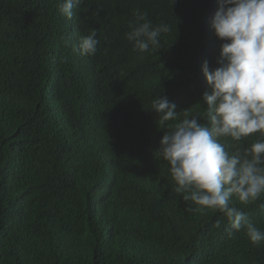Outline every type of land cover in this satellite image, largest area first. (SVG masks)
<instances>
[{
    "label": "trees",
    "instance_id": "trees-1",
    "mask_svg": "<svg viewBox=\"0 0 264 264\" xmlns=\"http://www.w3.org/2000/svg\"><path fill=\"white\" fill-rule=\"evenodd\" d=\"M57 4L58 0H0L8 35V43L0 46V98L5 110L0 109V117L4 116L0 133L5 132L0 150V264H264V242L247 252L250 240H231L227 235L231 223H226L224 214L215 217L203 211L202 217L197 216L179 195L153 194L152 184L164 179L168 165L156 154L154 139L138 148L128 140L132 132L123 130L137 122L147 123L152 100L167 92L186 91L206 110L200 102L205 92L200 65L216 60L203 59L196 68H186V41L197 47L208 37L222 45L224 41L205 25L213 20L219 0H175L174 4L172 0H81L77 4L75 9L81 7L102 20L104 38L119 45L123 53L121 80L103 85L107 65L97 63L92 69L84 68L88 82L95 79L116 101L133 88L143 94L134 105L111 108V133L96 137L88 167L67 160L50 142L59 111L71 97L68 90L74 87L61 83L58 70L51 66L50 55L66 40V24L61 14L56 15ZM136 9L146 11L153 25L171 26L160 37V49L140 53L126 39ZM80 15L77 11L66 18L75 25ZM212 40L205 41L207 47H212ZM163 65L171 69L169 76H176L173 87L167 76L160 75ZM247 139L238 142L241 149L253 143L254 138ZM33 142L37 147L27 150ZM101 152L107 158H99ZM108 160L113 168H105ZM86 192L104 196L102 204L99 199L95 203L94 213L106 209L117 221L115 234L133 231L117 253L104 255L106 242L115 235L110 222L104 225L91 215ZM236 200L234 196L232 201ZM256 208L258 224L251 221V214L245 215L264 230V199L249 206V211ZM220 232L222 249L213 242Z\"/></svg>",
    "mask_w": 264,
    "mask_h": 264
},
{
    "label": "clouds",
    "instance_id": "clouds-1",
    "mask_svg": "<svg viewBox=\"0 0 264 264\" xmlns=\"http://www.w3.org/2000/svg\"><path fill=\"white\" fill-rule=\"evenodd\" d=\"M79 3L81 0H58L57 4L56 15L61 14V21L66 24L63 29L66 40L57 53L50 55L51 66L58 70L56 76L61 83L74 84V87L68 90L71 97L59 111L50 142L67 160L88 167L96 137L111 133L108 130L114 124L111 108L115 104L134 105L143 94L133 88L116 101L100 89L95 79L88 82L85 69H92L97 63L107 65L108 73L101 76L103 85L121 80L123 53L119 45L104 38L101 19L93 18L81 7L75 9ZM77 11L81 15L75 27L76 24L69 23L68 19ZM133 15L130 30L125 34L133 50L145 53L150 48L160 49V37L170 32L171 26L165 23L153 25L148 13L140 9L134 10ZM2 17L0 46L8 43L7 31L2 25L6 19ZM205 25L224 42L221 45L217 41V44L205 37L203 43L195 47L187 38L185 67L196 68L207 58L216 60L214 64L205 60L200 65L205 88L200 102L206 104V110L197 106L186 91L176 95L167 92V95L159 94L152 100L147 123L140 125L137 122L123 130L132 132L128 140L138 148L144 146L147 139H154L156 154L168 165L164 179H157L152 184L153 194L160 192V197L175 193L197 216L202 217L203 211L215 217L224 214L228 219L226 223H231L227 232L230 239L250 240L246 251H255V247L264 242V230L251 222H259L257 208L253 213L249 211V206L264 199V0H219L213 20L208 19ZM216 36L213 37L216 39ZM207 40H212V47H207ZM204 47L209 48L207 52ZM159 70L162 79L167 76L173 87L176 76L168 75L171 69L163 65ZM0 109L4 110L3 97L0 98ZM3 117H0V124ZM136 127L140 130L132 129ZM1 132L0 150H3L5 132ZM251 137L253 143L241 149L238 142L248 141ZM37 145L33 142L26 149L32 150ZM24 150L17 151L9 160ZM75 154L77 157H73ZM101 157L107 158L102 152ZM108 167L113 168L112 162L105 168ZM86 196L91 215L104 225L110 222L111 233L115 235L106 242L104 255L117 253L133 231L115 234L113 226L117 221L113 222L111 214L106 209L94 213L97 200L101 204L104 202L101 192L99 196L86 192ZM234 196L236 201H232ZM248 213L251 221L245 215ZM112 215H115L113 211ZM219 226L220 222H217ZM221 232L213 240L219 249H222ZM235 233H238L237 237ZM229 259L232 256L229 255Z\"/></svg>",
    "mask_w": 264,
    "mask_h": 264
},
{
    "label": "bare ground",
    "instance_id": "bare-ground-1",
    "mask_svg": "<svg viewBox=\"0 0 264 264\" xmlns=\"http://www.w3.org/2000/svg\"><path fill=\"white\" fill-rule=\"evenodd\" d=\"M74 32H76V30H74ZM202 70V69H201ZM2 95V94H1ZM93 102V101H92ZM51 111H53V107L52 109H50ZM89 137V136H88ZM105 161V160H104ZM107 161V160H106ZM109 161V160H108ZM110 162V161H109ZM74 174V173H73ZM101 204V203H100ZM97 207V206H96ZM97 212V211H96ZM262 249V248H261ZM264 250V249H263Z\"/></svg>",
    "mask_w": 264,
    "mask_h": 264
},
{
    "label": "rangeland",
    "instance_id": "rangeland-1",
    "mask_svg": "<svg viewBox=\"0 0 264 264\" xmlns=\"http://www.w3.org/2000/svg\"><path fill=\"white\" fill-rule=\"evenodd\" d=\"M264 247V245H262Z\"/></svg>",
    "mask_w": 264,
    "mask_h": 264
},
{
    "label": "water",
    "instance_id": "water-1",
    "mask_svg": "<svg viewBox=\"0 0 264 264\" xmlns=\"http://www.w3.org/2000/svg\"><path fill=\"white\" fill-rule=\"evenodd\" d=\"M93 202H95V200Z\"/></svg>",
    "mask_w": 264,
    "mask_h": 264
}]
</instances>
